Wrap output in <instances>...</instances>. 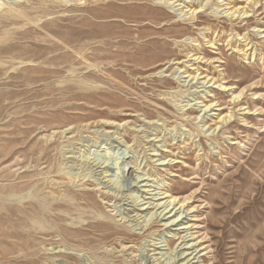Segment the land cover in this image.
Segmentation results:
<instances>
[{
	"label": "rangeland",
	"instance_id": "1",
	"mask_svg": "<svg viewBox=\"0 0 264 264\" xmlns=\"http://www.w3.org/2000/svg\"><path fill=\"white\" fill-rule=\"evenodd\" d=\"M0 264H264V0H0Z\"/></svg>",
	"mask_w": 264,
	"mask_h": 264
},
{
	"label": "bare ground",
	"instance_id": "2",
	"mask_svg": "<svg viewBox=\"0 0 264 264\" xmlns=\"http://www.w3.org/2000/svg\"><path fill=\"white\" fill-rule=\"evenodd\" d=\"M232 3L234 4V2H228L226 5H227V14L229 13L230 15H233V16H235V15H237V16H246V17H248V10H249V6L247 7V8H242V7H239V8H237V7H235V6H233V7H231V5H232ZM248 4V3H247ZM254 4H256V3H254ZM202 7V6H201ZM188 9H189V11L188 12H191V20H194L195 19V15L198 13V9L200 8H194V6L193 5H191V6H189V7H187ZM119 17V16H118ZM143 20V19H142ZM140 21V20H139ZM142 22V21H141ZM137 23H138V21H137ZM197 60H199V59H197ZM232 119V116H230V118H226V119H224V121H228V120H231ZM126 185V184H125ZM124 185V186H125ZM120 186V185H119ZM122 188V187H121Z\"/></svg>",
	"mask_w": 264,
	"mask_h": 264
}]
</instances>
